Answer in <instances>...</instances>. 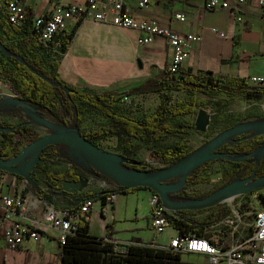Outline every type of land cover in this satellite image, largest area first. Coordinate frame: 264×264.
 I'll return each mask as SVG.
<instances>
[{
	"label": "crops",
	"instance_id": "1",
	"mask_svg": "<svg viewBox=\"0 0 264 264\" xmlns=\"http://www.w3.org/2000/svg\"><path fill=\"white\" fill-rule=\"evenodd\" d=\"M86 1L22 0L32 17L47 15L58 4L79 5ZM101 1L107 9L105 0ZM138 1L123 0L124 10L132 17L155 20L181 34L193 33L201 37L191 46L181 71L189 70L194 74L211 72L216 76H237L246 80L253 76L264 78V22L258 0H245L239 6V13L222 8L206 10L203 7L206 0H151L143 8L138 7ZM176 13L182 14L184 20L175 19ZM238 15H241L242 21L236 20ZM212 28L223 32L224 36L212 32ZM69 32L72 34L57 61V71L62 81L77 90L92 94L124 91L155 80L167 71L170 51L163 37L149 44H139L137 39L140 34L137 31L88 18L81 20ZM261 85L264 86V82ZM137 95L143 94L128 96ZM198 97L206 98L203 94H198ZM37 187L44 190L50 200L41 199L42 202L58 208H73L78 204L81 193L94 192L88 184H83L74 195L56 193L57 190L47 183L37 185L33 178L19 179L11 173H0V194L24 199V206L7 216L0 208V264H59L62 248L59 231L46 223L41 211L33 205L34 199L38 198L33 188ZM149 196L147 188L116 194L108 214L100 211L101 199L95 200L88 212L89 233L107 238V225L112 224L109 240L117 244L167 248L170 238L178 232L171 225L161 234L154 232L150 227ZM223 204L229 206L228 214L233 211L228 202ZM209 212L206 210L205 217H199L198 213L195 216L206 218ZM12 219L22 224L41 222L45 224V230L37 240L25 239L20 247L12 249L4 237V230ZM218 223L202 230V236L218 244L216 246L235 247L251 235L250 227H245L244 223L225 228ZM180 255L186 261L209 264L203 254L181 252Z\"/></svg>",
	"mask_w": 264,
	"mask_h": 264
},
{
	"label": "trees",
	"instance_id": "2",
	"mask_svg": "<svg viewBox=\"0 0 264 264\" xmlns=\"http://www.w3.org/2000/svg\"><path fill=\"white\" fill-rule=\"evenodd\" d=\"M7 0H0V41L21 60L1 53L11 64L8 78L16 90L18 97L31 103L38 104L45 110L56 114L60 108L64 111L72 110V118L80 122L79 114L93 108L104 116L110 118L115 127H102L100 129L82 130L81 134L96 144L97 140L109 136L118 139L117 147L122 154L135 151L138 147L133 139L148 141L152 144L151 158L162 162L163 167L169 166L180 158L189 154L192 149L185 138H180L174 143H164V138L169 134L185 133L186 128L177 129L172 119L178 116L195 113L197 108H211V120L208 125L212 128L220 122L242 121L249 112L228 113L226 108L236 98L244 100L253 106L261 103L264 98V86L249 84L248 80L237 76H216L211 72L206 74H194L191 71H181L177 73H166L155 79L148 80L137 87L124 91L104 92L99 94L87 93L75 89L65 83L59 77L57 71V61L66 48L71 32L58 34L50 42L53 46L55 41H60L59 53L56 59L52 57L51 50L45 48L36 38L30 36L29 22L31 14L26 9V22L22 26H15L8 22L4 11V4ZM17 41L15 42V39ZM10 42V43H7ZM44 51L46 56L42 55ZM1 71V68H0ZM4 90H0L2 93ZM183 91L186 93L184 100L174 101L171 92ZM147 92H157L160 102L152 113L141 117L128 114L121 110L117 102L126 95L144 94ZM198 94H203L206 98H199ZM187 123L185 127H190ZM0 127L11 129V131H0V155L5 158L14 156L27 141L33 140L36 135L29 127L20 124L13 125L0 121ZM17 136L14 141L13 137ZM264 142V134H254L250 137L242 138L235 136V141L231 146L223 145L220 150L231 152L232 154H245ZM97 145V144H96ZM59 145L46 147L39 163L31 172V178L36 182L45 180L49 187L60 190V181L68 177L78 179L73 169L67 173H56L48 168V162L53 159L54 148ZM229 168L223 172L226 183L240 177L249 175L256 167L253 162H231ZM134 163H124V167L154 171L156 167H146L140 160ZM206 162L196 168L186 178V186L208 182L209 178L200 175V171L209 165ZM264 168V157L261 159L258 170ZM4 171L0 170V173ZM17 176V175H16ZM19 179H23L17 176ZM224 185L221 183L214 189L206 192L203 197ZM138 188H125L118 186L115 189L101 191L99 199L104 200L108 194L128 193ZM34 194L43 200L50 201L47 193L39 188H33ZM100 192H85L80 194V199L94 197ZM82 202L74 205L79 208ZM210 210L206 218H198V212ZM230 208L223 203L211 208L202 210H181L166 211V218L178 235L186 236L194 234L202 236V230L214 225L225 218ZM107 238H101L89 233L88 213L80 215L76 224V229L72 235L66 237L60 251L59 264H201L182 259L179 252L168 248L150 246L146 244H125L120 245L109 239L112 233V224L107 225ZM211 242V241H210ZM213 243V242H212ZM215 244V243H213ZM218 245V244H215ZM122 246V247H121Z\"/></svg>",
	"mask_w": 264,
	"mask_h": 264
},
{
	"label": "built area",
	"instance_id": "3",
	"mask_svg": "<svg viewBox=\"0 0 264 264\" xmlns=\"http://www.w3.org/2000/svg\"><path fill=\"white\" fill-rule=\"evenodd\" d=\"M151 0H139L138 7L143 8ZM87 0L83 4H58L49 14H39L31 18L29 22L30 36L37 39L45 48L51 50V55L55 59L59 53V42L50 46L54 36L65 34L74 29L83 19H91L94 22L110 23L116 27L127 28L137 31L140 36L137 39L139 44L152 43L156 38L163 37L169 45L170 61L167 72L177 73L182 64L189 55L191 46L201 40L199 35L193 33L181 34L170 29L167 26L160 25L155 20H139L129 15L124 10L123 0ZM245 0H206L203 7L206 10L216 8L228 9L239 13V6ZM258 6L261 11V20L264 22V0H258ZM4 11L9 23L15 26H22L26 22V6L22 0H7L4 4ZM110 13V14H109ZM174 18L180 21L184 20L182 14L176 13ZM237 21H242L241 15L236 17ZM212 32L219 36L224 33L215 28ZM249 84L261 85L264 82L262 76H253L248 79ZM128 95L120 100H128ZM220 178L216 179L219 182ZM244 195L235 196L229 205L235 199H242ZM116 194H108L104 200L100 201V211L102 214H108L112 209V203ZM95 200L85 199L79 208H58L53 204L42 202L39 198L34 199V206L42 213L46 223L59 231V243L62 245L67 236L72 235L76 229V224L80 215H84L94 206ZM24 206L22 197L0 194V208L5 211V215L11 214L13 210ZM233 210V208H232ZM166 209L162 205L159 195L150 190L149 196V215L150 227L156 234H161L169 226L166 218ZM242 214L235 210L231 211L218 224L221 227H234L236 224H242ZM45 230V224L33 221L30 224H22L18 220L12 219L9 226L4 230V237L8 247L16 249L22 245L25 239L37 240L40 233ZM168 249L175 252L199 253L207 257L209 264H264V210L256 212L251 223V235L245 238L235 247L216 246L203 236L194 234L182 236L176 235L170 238Z\"/></svg>",
	"mask_w": 264,
	"mask_h": 264
},
{
	"label": "water",
	"instance_id": "4",
	"mask_svg": "<svg viewBox=\"0 0 264 264\" xmlns=\"http://www.w3.org/2000/svg\"><path fill=\"white\" fill-rule=\"evenodd\" d=\"M0 51L4 55L21 60L18 55L11 52L1 41ZM0 90H4L3 93L5 92L10 96L5 103L22 108L31 122L41 124L50 130L49 133L41 135L24 145L14 156L5 158L0 155V170L4 172L30 180L31 172L39 163L43 150L51 145H63L72 154H83L86 156L91 166L108 176L118 186L125 188H147L156 192L164 208L172 212L211 208L231 201L235 196L250 193L263 186L264 176L254 179V169L249 177H238L206 196L186 200H175L171 197L172 194L186 184L187 176L206 162L223 159L231 162H254L258 166L264 157V142L251 152L245 154H232L231 152L221 151L220 148L228 141L234 142L235 136H240L246 132L252 131L255 132L254 134H264V120L236 123L169 166L148 172L124 167V163H134V160L124 158L120 154L96 145L85 138L77 129L62 128L56 123L60 129L57 131L50 129L52 121L36 113L35 105L41 107L40 105L15 97L16 92L12 88L5 87L4 81L0 82ZM208 125L209 119L205 118V113L202 110H198L195 120L196 128L199 131H204ZM0 131H11V129L0 127ZM60 185V190H57L56 193L74 195L81 189L83 183L79 178L69 179L65 177L60 181ZM101 194L102 192L97 193L94 197L78 199L77 203L90 198L97 200Z\"/></svg>",
	"mask_w": 264,
	"mask_h": 264
},
{
	"label": "rangeland",
	"instance_id": "5",
	"mask_svg": "<svg viewBox=\"0 0 264 264\" xmlns=\"http://www.w3.org/2000/svg\"><path fill=\"white\" fill-rule=\"evenodd\" d=\"M16 41L17 38L15 39V42ZM41 54L46 56V53L44 51H42ZM0 68V82L4 81L5 87L12 88L16 92L8 78V75H10L11 64L6 58L1 55ZM171 94L174 101L184 100V98L186 97V93H184L183 91H172ZM9 97L10 96H8L5 92L0 93V121H4L13 125L23 124L29 127L30 130L35 133V138L50 132L47 127L31 122L22 108L5 103V101ZM15 97H18L17 92ZM159 102V94L157 92H150L143 95L130 96L128 97L127 101L119 100L117 104L124 112L141 117L152 113ZM35 108L38 115L47 118L48 120H51L52 122L66 129H77L79 131H82L90 129H100L102 127L109 126L115 127L110 118L104 116L93 108H88V110L79 114V123L72 118L71 109L64 111L62 108H60L58 112L54 114L37 105H35ZM198 110H202L205 113V118H208L210 123L212 113L211 108H197L195 113H190L184 116L173 118L172 122L177 127V129L180 130L182 128H186L187 131L185 133L169 134L164 138L163 142L174 143L180 138H185L188 142V145L193 150L200 147L206 141L236 123L252 120H264V98L261 103L253 106L247 104L240 98L234 99L232 103L227 106L226 111L228 113H241L248 111L249 115L242 121L220 122L214 125L212 128L207 127L204 131H199L195 126L196 113ZM187 123H190L191 126L185 127ZM254 133L255 132L252 131L246 132L244 134H241L240 136L242 138H246L254 135ZM13 139L14 141H16L18 138L17 136H14ZM133 141L138 145V147L135 148L134 152L128 153L126 155L122 154L121 149L117 147L118 139L115 136H109L104 139L97 140L96 144L108 151L120 154L124 158L131 160H140L146 167H156L157 169L163 167L164 164L162 162L156 161L151 158L152 144L150 142L141 141L139 139H133ZM29 142L30 141H27L26 144ZM232 143V141H228L227 143H225V145L231 146ZM54 152L55 155L53 159L48 162V168L53 172L67 173L69 170L73 169L81 182L85 185L88 184V187L94 192H101L106 189H115L118 187L116 182L91 166L89 160L83 154H72L70 150H68L67 147L63 145L55 147ZM229 166L230 165L228 162L222 161L221 159L211 161L209 165H207L200 171V175L209 178L208 182L190 184L188 186L184 184L177 192L172 194L171 197L175 200L200 198L197 196L204 195L206 192L214 189L221 183H226V179H224L223 177V172L225 171V169L229 168ZM218 178H220V181L216 182V179ZM36 183L37 185L46 184L45 180H41L40 182ZM231 205H234V207L232 206L233 210H235L238 214H242L241 220L244 224H246L245 227H250L251 229V223L254 219L255 213L264 210V189L256 190L252 193L246 194L239 201L238 199H235L231 202ZM205 215L206 211L198 212L199 217H205Z\"/></svg>",
	"mask_w": 264,
	"mask_h": 264
},
{
	"label": "flooded vegetation",
	"instance_id": "6",
	"mask_svg": "<svg viewBox=\"0 0 264 264\" xmlns=\"http://www.w3.org/2000/svg\"><path fill=\"white\" fill-rule=\"evenodd\" d=\"M250 163H251V162H250ZM253 163H254V162H253ZM259 164H260V163H259ZM259 164H258V166H259ZM255 165H256V164H255ZM258 166H256V167L254 168V169H255L254 179L264 176V168H263L262 170L259 169L258 172H257ZM252 172H253V171H252ZM252 172H251V173H252ZM251 173H250L249 175L243 177V178L249 177V176L251 175ZM75 175H76V174H75ZM76 176H77V175H76ZM260 189H264V183H263V186L257 188L256 190H260ZM256 190H254V191H256ZM252 192H253V191H252ZM252 192H250V193H252ZM247 194H249V193H247Z\"/></svg>",
	"mask_w": 264,
	"mask_h": 264
},
{
	"label": "bare ground",
	"instance_id": "7",
	"mask_svg": "<svg viewBox=\"0 0 264 264\" xmlns=\"http://www.w3.org/2000/svg\"><path fill=\"white\" fill-rule=\"evenodd\" d=\"M27 112V110H26ZM51 121V120H50ZM50 129L54 130V131H57L60 129V127L58 125H56L54 122H52L51 126H50Z\"/></svg>",
	"mask_w": 264,
	"mask_h": 264
}]
</instances>
